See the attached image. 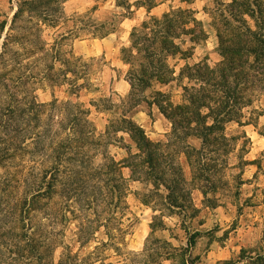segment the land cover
<instances>
[{"label": "trees", "instance_id": "16d2710c", "mask_svg": "<svg viewBox=\"0 0 264 264\" xmlns=\"http://www.w3.org/2000/svg\"><path fill=\"white\" fill-rule=\"evenodd\" d=\"M65 1L19 0L8 37L12 38L15 25L26 13L39 24L57 26ZM115 1L127 13L134 6L146 8L149 14L159 5L158 0H136L133 4L129 0ZM181 2L187 7L171 9L160 17L148 15L138 28L132 29L130 46L121 50L123 61L129 65L131 92L120 105L103 96L91 99L89 107L54 99L49 104L54 126L50 139L37 142L31 135L25 137V133L32 130L29 114L35 106L36 114L43 113V104L28 98L23 103L10 99L4 107L11 117H21L24 127L15 126L9 142L0 146V165L12 160L15 150L28 148V143H38L42 154L36 172L24 177L26 195L17 200V225L12 226L15 238L2 245L0 264L7 261L3 259L5 252L9 256L7 264H136L123 252L131 227L127 223L130 182L150 187L144 195L135 193L142 204L150 206L158 198L163 212L186 215L190 190L178 157H185L192 181L215 183L218 179L221 170L212 154L222 156L228 152L227 124H241L243 109L251 104L250 93L264 91V0H214L215 6L208 13L213 18L210 25L216 31L220 61L214 66L206 59L193 65L187 63L176 75L168 59H190L194 48L208 38L205 25L190 7L194 0ZM6 25L7 21L0 23L2 31ZM70 34L76 38L73 32ZM64 38L60 35L59 40L55 39L53 47L58 52ZM187 42L191 46L183 49ZM66 55L63 61L58 55L56 61L61 64L50 63L44 77L58 87L68 84V96L75 99L83 90L97 91L90 90L89 78L77 69L82 58L72 50ZM53 72L57 79L51 75ZM175 80L182 89L180 103H174L162 91H155L151 101L145 99L144 93L153 83L167 85ZM142 101L148 107H157L170 123L166 140H151L134 121ZM92 107L112 115L102 133L91 118ZM111 146L122 148L126 155L116 159L109 150ZM124 169L129 170L128 177ZM159 205L155 203L153 209ZM96 208L100 209L102 221L84 213L92 209L95 214ZM95 222L106 229L107 241L89 250L93 241L90 234L97 231L93 228ZM70 224H74L75 231L69 243L66 231ZM150 227L154 230L164 225L154 216ZM109 252H115V261L106 262L112 256Z\"/></svg>", "mask_w": 264, "mask_h": 264}, {"label": "rangeland", "instance_id": "374dc122", "mask_svg": "<svg viewBox=\"0 0 264 264\" xmlns=\"http://www.w3.org/2000/svg\"><path fill=\"white\" fill-rule=\"evenodd\" d=\"M129 1L133 4L136 0ZM158 1L159 5L148 14L146 8L134 6L132 12L127 13L116 6L115 0H66L57 26L39 24L26 13L9 38L8 28L19 0H0V23L7 21L5 29L0 28V146L9 142L15 126L24 127L21 117L6 113L4 107L10 99L23 103L28 98V101L33 99L35 103L43 104V113L36 114L35 106L28 117L32 130L26 132L25 137L33 136L34 142L50 139L54 126L49 104L54 99L59 103L72 100L89 107L91 99L103 96L120 105L131 92L127 77L129 65L123 61L121 50L130 46L132 29L138 28L148 15L160 17L171 9L187 7L181 0ZM214 6V0H194L190 5L196 11L195 17L205 25L208 38L194 48L190 59H168L176 75L187 63L193 65L206 59L214 66L220 61L216 31L210 25L213 18L208 13ZM70 32L74 33L75 39ZM60 35L65 38L61 39L64 41L58 52L53 45ZM101 42H107L110 48L98 55L88 53L95 51V46L99 48ZM5 43L6 49H3ZM189 46L191 44L187 42L182 48ZM70 50L82 58L77 69L89 78L90 90L97 89L95 92L83 90L78 99L68 96V84L58 87L44 77L46 67L52 62L55 66L60 65ZM57 54L61 61H56ZM51 75L58 78L55 72ZM79 81L83 82L82 79ZM155 91L167 94L174 103L182 100V89L177 80L167 85L153 83L144 93L145 99L151 101ZM250 98L251 104L243 109L241 124L231 122L226 126L228 152L222 156L212 154L221 170L215 183L192 181L185 157H178L190 190L186 215L176 211L173 214L163 212L158 198L155 203L159 206L155 210V203L142 204L135 193L144 195L150 187L130 182L127 223H131V227L123 249L129 260L136 264H264V91L251 92ZM91 110L97 130L104 132L112 115L97 112L94 107ZM136 110L133 119L151 140L168 138L171 125L157 107H148L142 101ZM22 134L18 136L19 140H22ZM37 144L28 143V148L15 150V157L0 165V254L2 245L15 238L12 226L18 216L17 200L26 195L23 180L31 171L36 172L42 154L41 146ZM192 144L199 146L195 141ZM109 150L116 159L126 155L119 147L111 146ZM129 174V170L124 169V175L128 177ZM96 210L95 214L92 209L84 213L102 221L100 209ZM154 216L159 217L164 227L151 229ZM99 223H94L93 228L97 231L90 234L93 241L89 250L107 241V231L98 226ZM74 231V224H70L66 231L69 243L74 239ZM108 254L112 256L106 262L117 259L113 256L115 252ZM8 257L5 252L3 259L8 261ZM7 261L1 264H7Z\"/></svg>", "mask_w": 264, "mask_h": 264}, {"label": "crops", "instance_id": "0c3cea01", "mask_svg": "<svg viewBox=\"0 0 264 264\" xmlns=\"http://www.w3.org/2000/svg\"><path fill=\"white\" fill-rule=\"evenodd\" d=\"M154 9V8H153ZM110 47L108 46V43L107 42H101L99 44V48H97L95 46V51H92L91 53V50L88 51L89 54H93V55H98V54H101L103 53L104 50H108Z\"/></svg>", "mask_w": 264, "mask_h": 264}]
</instances>
